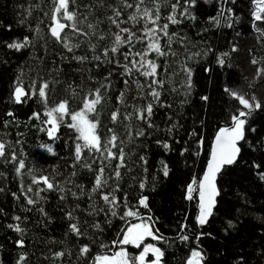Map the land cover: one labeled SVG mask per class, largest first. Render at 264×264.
I'll use <instances>...</instances> for the list:
<instances>
[{
	"label": "snow or ice",
	"instance_id": "snow-or-ice-1",
	"mask_svg": "<svg viewBox=\"0 0 264 264\" xmlns=\"http://www.w3.org/2000/svg\"><path fill=\"white\" fill-rule=\"evenodd\" d=\"M197 2L51 0L45 11L40 8V0L36 3L29 0L28 7L19 6L16 24L24 31L0 42V48L10 53L27 52L37 64L30 68L33 75L26 77L22 71L16 74L10 101L21 105L36 97L46 117L40 131L45 132L50 141L57 139L65 117L71 121L65 126L73 129L76 136L69 165L72 171L64 176L63 181L49 177L42 167H30L27 172L31 183L27 187L22 181L16 191L0 187V194L10 195L12 201L19 204V211L8 212L0 207V216L8 220L5 227L16 234L13 240L17 249L15 264H33L35 257V253H29L27 248L31 217L20 213L35 212L40 217L37 223L45 229L53 223L54 218L45 207L48 192L55 193L60 202L58 211L64 223V239L43 241L46 251L41 253V257H36V264H162L165 252L157 245L167 246L170 242L185 247L181 264H207L201 238H215L211 231L205 230V226L211 227L217 220L229 191L225 177L239 163L245 146L252 153H259V157L253 156L247 165L258 182L264 185V135L255 136V144L250 139V134L257 133L254 126L256 115L264 113V97L258 99L255 93L249 94L227 84L223 86L222 93L236 103L217 123L207 144L206 132L201 131L205 128V120L195 113L189 127L184 116L183 108L193 88L191 64L211 54L222 70L231 69L232 54L239 50L236 43L229 41L228 50L216 51L215 46L204 41L203 37L194 43L185 34L169 31L170 26L196 19L193 10ZM235 3L236 0H216V15L208 17L213 27L232 28L234 22H239L230 6ZM250 5L251 31L257 34L258 44L264 43V0H250ZM36 10L43 11L49 21L44 25L46 32L40 26L43 21L39 16L35 18L34 25L31 23ZM3 27L11 31V25ZM135 41L144 42L140 51H133ZM198 44H203V47ZM40 50L43 56L34 55ZM50 53V63L45 67L44 62L48 61ZM249 54L252 57L250 63L258 65L253 77L256 80L264 76V56L257 59L251 50ZM150 55L163 57L165 71L171 68V75L159 78L158 64ZM73 62V70L81 73L80 83L74 84V78L62 82L60 76L66 73L61 65L71 66ZM177 64L179 72L175 67ZM85 65L88 66L86 70ZM204 70L208 71L207 68ZM181 73L183 75L177 84L172 77ZM136 76L142 77L143 83H137L135 94L129 95L130 85L136 82ZM96 77L100 80L96 81ZM114 80L117 81L115 85ZM86 81H96V86L85 90ZM166 81L168 87H165ZM61 83L71 96L80 95L78 107L71 108L68 98L49 104V95L54 94L56 86ZM248 87H252L251 82ZM77 88L80 93H77ZM170 93L177 98L182 97L179 105L175 104ZM109 99L112 103L108 123L102 125L98 106L102 109ZM199 100L203 107L210 103V96L201 94ZM4 115L13 118L14 112L8 110ZM33 117L40 120L36 111L30 118ZM8 124L9 120H3L5 128ZM160 124L165 127L161 129ZM161 131L163 136L159 135ZM153 136L155 138L151 139ZM181 140L183 144L177 151L185 166L191 168L197 160L201 161L199 171L191 174L182 190V200L194 204L195 208L191 214V225L186 223L188 214L184 213L176 222L175 235L166 237L157 227L158 218L151 213L149 197L144 193L149 180L154 190L159 177L169 178L170 167L163 159L151 162L147 152L151 143L167 153ZM15 144H20V140ZM130 145H136L137 150ZM40 149L55 154L51 144H41ZM133 155L135 159H132ZM23 156L22 150L18 155L15 145L0 137V160L5 165L12 164L11 171L17 177L25 169ZM154 167L156 171H151ZM77 168L90 174L83 182L78 183L74 179L78 175ZM0 177L7 179L3 171H0ZM125 183L136 193L135 196H129ZM234 200L219 217V231L228 237L253 219L259 221L257 227L261 230L254 233L259 242L252 244V252H245L242 248L232 257L233 264H250L253 259L256 264H264V206L253 207L252 201L240 192L236 193ZM141 209L145 211L141 212ZM255 212L262 215L256 217L253 215ZM114 219L121 224L113 229L114 235L106 236L105 232L112 228ZM69 240L74 241L72 247L68 246ZM97 244L99 251L93 254L92 246ZM73 249L75 261L71 259ZM129 249L135 251L130 252Z\"/></svg>",
	"mask_w": 264,
	"mask_h": 264
},
{
	"label": "trees",
	"instance_id": "trees-1",
	"mask_svg": "<svg viewBox=\"0 0 264 264\" xmlns=\"http://www.w3.org/2000/svg\"><path fill=\"white\" fill-rule=\"evenodd\" d=\"M28 3L29 0H0V42L8 41L10 38L16 37L24 31V29L16 24L18 18L17 12L20 10V5L28 7ZM32 3H36V0H32ZM50 3L51 0H40V8L47 11ZM145 3H149V0H145ZM230 6L233 8L234 14L239 17V22H234L232 28L222 27L217 29L213 27V23L208 20V17L216 15V0H209L208 3H205L204 0H198L196 8L193 10L196 17L194 21L189 22L186 20L180 25L170 26L169 28L170 32L178 31L181 34L187 35L194 43L199 42L201 37H203L204 41L215 46L216 51L228 50L229 41L238 45V52L232 54L231 69L222 70L215 63L214 57L211 54L191 64L193 88L188 103L184 105L183 112L189 127H191V122L195 118V113H199L201 118L205 120V128H202L201 131L206 132V144L211 134L214 133L217 123L220 122L221 118L231 106L236 103L222 93L223 86L227 84L229 87L248 92L249 94L255 93L258 99L264 97V76L253 80L255 67L258 65H252L250 63L252 57L249 54V50H251L252 54H254L257 59L264 56V43H257V34L252 32L250 28V0H236V3ZM161 11L163 15L164 9L162 8ZM37 16L43 21L40 26L44 29V25L49 21L44 17L43 11H34L31 23L33 25L36 23L35 18ZM6 25H11V31L3 27ZM105 26L106 25H102V27ZM44 31L46 32V29H44ZM237 32L240 33L239 36H237ZM143 46V41H135L132 49L133 51H140ZM198 46L203 47V44H198ZM173 47L176 48L177 45L174 44ZM179 51L183 52V49H179ZM34 55L39 57L43 56L44 53L40 50ZM150 58L156 60L158 64L159 78L164 79L166 76L171 75V68H169L167 72L165 71L163 57L150 55ZM50 59L51 53L48 61L44 62L45 67L50 63ZM181 59H183V57H181ZM5 61H7V63H5ZM36 64V60L30 59L27 52L10 53L0 48V137L9 140L15 145V150L18 155L22 150L24 153L23 159L25 161V169L22 170V175L17 177L14 172L11 171L13 165H5L4 162L0 160V171H3L7 178L5 180L4 177H0V187L6 186L12 191L18 189L21 181L25 187L31 183L30 176L27 172V169L30 167H42L49 177H55L57 181H63L64 176L72 171L69 165L72 163L73 159L72 150L76 133L73 129L65 126L71 123L70 119L65 117L64 123H62L58 129L57 139L50 141L46 133L40 131V128L44 126L42 122L46 120V117L43 116V108L38 99L34 97L21 105H16L10 101L11 85L16 74L22 71L26 77L28 75H33L34 73L30 72V68H34ZM74 66L75 62H73L71 66L68 64L61 65L66 73V75L60 76L62 82L74 78V84L80 83L81 73L74 71ZM87 67L88 66L85 65V70ZM175 67L179 72V65L177 64ZM205 68H207L208 71H205ZM93 71L95 72L96 69H93ZM104 75H107V73L105 72ZM182 75L181 73L179 76H173L172 80L178 84ZM98 80H100V77H96V81ZM96 81H86L84 85L85 90L89 87H95ZM135 81L136 82L130 85L131 92L129 95L135 94L137 83H143V78L136 76ZM250 82L252 84L251 88L248 87ZM116 83L117 81L114 80L113 84L115 85ZM165 87H168L167 81ZM76 91L80 93L81 90L77 88ZM201 94L210 96V103L203 107H201L203 102L199 100ZM170 95L175 101V104L179 105V99H182V97L177 98L174 93H170ZM62 98L69 99V106L71 108L79 106L80 95L75 97L71 96L69 92L64 90L63 83L56 86V91L54 94L49 95L48 102L51 105L54 101H58ZM111 103L112 101L109 99L108 103H105L102 109L98 106V111L101 112L102 125L108 123V111ZM8 110L14 112L13 118L4 115ZM130 110L131 109H129V111ZM34 111L39 113L40 120L34 117L30 118ZM5 119L9 120L7 128L3 126V120ZM159 120L160 114L158 113V123ZM254 126L257 128V133L250 134V139H252L253 144H255V136L264 135V113H258L256 115ZM47 127H50V125H47ZM160 127L163 129L165 125L160 124ZM159 135L163 136V131H161ZM154 138L153 136L151 139ZM176 139L180 140V137H176ZM16 140H20V144L16 145ZM41 144H51L55 154L42 151L40 149ZM182 144L183 141L181 140L180 143L174 145L172 151L165 153L162 148L150 143L147 152L151 162L155 163L163 159L170 167L169 178L165 179L162 176L159 177L154 190L149 180V186L144 193L149 197L148 203L151 213L158 218L157 227L160 228L161 232H163L166 237H173L175 235L174 229L176 227V222L181 219L184 213L188 214L186 223L191 225V214L195 208L194 204L182 200V190L184 182L191 178V174L199 171L201 161L197 160L196 164L191 168L186 167L185 161L179 157L177 151ZM129 147L137 150L136 145H130ZM206 150L207 148H205V152ZM253 156L258 158L259 153H252L251 150L245 146L242 150L239 163L233 166L232 170L228 172L225 177L226 186L229 189L228 195L225 197V201L221 206V211L218 213L217 220L212 223L211 227L205 226V230L211 231L215 238H201V246L207 254V264H233L232 257L239 253L242 248L245 252L251 253L252 244L259 242L255 239L254 233H258L261 229L257 227L259 221L255 219L250 223L246 222L239 232H234L228 237H225L223 233L219 231V217L223 216V213L235 202L234 197L237 192L246 195L252 201L253 207L260 208L264 206V185L258 182L254 174L249 171L247 165V161ZM132 159H135L134 155ZM188 163L191 164V160H189ZM107 171L106 169V174ZM123 171L122 169V172ZM151 171H156V167L152 168ZM77 173L78 175L74 179H76L78 183L83 182L90 175L86 170L79 168H77ZM124 188L129 192L130 197L136 195L132 189L128 188L127 183L124 184ZM46 196V210L54 218L53 223L47 229L37 223L40 217L35 212L20 213L21 215H28L31 217V221L28 225L27 248L29 253H35L33 264H36V257H41V253L46 251L43 241L49 238L53 240L64 239V223L60 219V212L58 211L60 202L55 193L48 192ZM68 199L69 202H71L70 196ZM0 207H3L8 212H12L14 209L19 211V204L12 201L10 195L5 197L3 194H0ZM144 211V209H141V212ZM253 215L259 217L262 213L255 212ZM7 222L8 220L6 217L0 216V264H15L17 249L13 240L16 234L5 227ZM120 224L121 222L118 219H114L112 228L107 229L105 235H114L113 229L118 228ZM101 239L103 240L104 237L102 236ZM73 244V240L68 241L69 247H72ZM157 246H160L165 252L162 264H181V258L186 252L185 247L179 244L173 245L171 242L167 246L163 244H158ZM49 247H53V245H49ZM56 247H59V245ZM92 251L93 254L99 251L98 244L92 246ZM129 251L134 252L135 250L129 249ZM71 259L72 261L76 259L75 249H73ZM250 264H256V261L254 259L250 260Z\"/></svg>",
	"mask_w": 264,
	"mask_h": 264
}]
</instances>
